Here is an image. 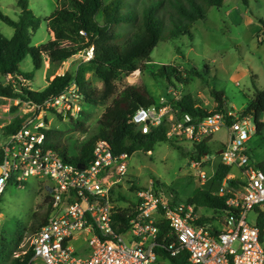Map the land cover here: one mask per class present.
Masks as SVG:
<instances>
[{
	"label": "built area",
	"instance_id": "obj_1",
	"mask_svg": "<svg viewBox=\"0 0 264 264\" xmlns=\"http://www.w3.org/2000/svg\"><path fill=\"white\" fill-rule=\"evenodd\" d=\"M86 55L90 60L92 49ZM170 93L171 99L162 97L150 108L135 110L132 123L143 134L166 125L169 139L193 144L228 129L230 140L218 156L219 165L232 171L215 192L226 198L225 210L208 218L195 204L180 202L153 184L135 190L136 204L120 206L123 197L114 194L127 175L128 154H115L101 140L89 164L75 165L47 147L43 122L25 120L0 144V197L10 183L22 187L31 178L46 179L51 182L44 185L49 188L50 213L30 238V248L16 254V259L24 261L21 257L32 251L28 264H156L162 260L160 251H166L173 258L187 254L189 264H264V230L259 226L264 219V172L252 163L246 148L256 133L253 119L229 109L196 117L175 105L183 99L175 88ZM81 98L73 84L37 107L67 118L78 110ZM200 179L206 182L209 176L201 172ZM231 181L239 185L232 186ZM123 211H128L130 220L120 232L115 217ZM251 212L256 215L254 224L248 222ZM203 217L210 221L203 222Z\"/></svg>",
	"mask_w": 264,
	"mask_h": 264
},
{
	"label": "rangeland",
	"instance_id": "obj_2",
	"mask_svg": "<svg viewBox=\"0 0 264 264\" xmlns=\"http://www.w3.org/2000/svg\"><path fill=\"white\" fill-rule=\"evenodd\" d=\"M105 1L108 3L110 0ZM28 2L33 13L42 18L49 17L60 3L59 0ZM18 3L19 0H0V8L5 15L18 20L21 13ZM261 20H264V0H253L249 5H244L240 0H227L221 8H211L206 20L194 24L192 38L182 36L161 42L152 52V63L146 70L135 72L117 83V94L128 86H135L144 90L158 104L162 97L171 99L170 90L175 88L182 96H191L203 109L213 111L216 103L211 91L215 90L224 93L226 107L231 112L242 114L257 89L264 90V42H261L264 40V33L262 34ZM116 31L123 37L131 32L129 27H119ZM0 32L9 39L14 35V29L1 20ZM52 38L43 23L33 34L32 45L46 44ZM87 57L79 54L72 62L58 65L46 58L43 68L36 70L29 55L19 69L23 74L33 76V80L27 81L19 77L12 82H20L35 92H41L56 76L64 75L67 71L75 73L85 65ZM163 66H172L187 74L194 70L198 75H190L189 82L181 84L175 75H160ZM87 79L93 88L103 87L102 82L92 74H88ZM10 82V78L0 75L1 85L7 86ZM114 100L115 97L105 105L97 106L87 105L80 100L73 116L64 118L31 103L20 104L18 100L0 98V144L5 141L4 128L16 118L26 117L25 120L43 122L46 130L58 133L56 141L72 154L86 140L87 134L96 129L103 113ZM136 107L134 105L131 108ZM262 121L264 122V116ZM229 140V131L223 128L207 138L209 154L198 156V149L192 142L176 139L159 143L148 153L136 152L128 160L127 175L116 187L115 197H123L118 200V204L124 207L138 202L137 192L132 190L134 186L138 190L149 188L153 184L156 190L174 195L180 202H186L203 190L215 193L218 184L213 181V177L220 163L217 152ZM246 148L252 163L258 166L264 164V130L255 133ZM195 163L199 166L194 167ZM201 172L209 176L206 182L200 179ZM44 185L50 186L51 182L31 178L22 187L10 183L0 197V241L5 240L14 255L30 248V238L35 233L31 230L34 215L39 213L41 217L47 212L50 193L49 188ZM200 213L208 215V218L219 216L205 209ZM255 218V212L249 213L248 222L254 224ZM216 226L222 228L220 223ZM73 246L78 247L76 242ZM156 264L169 263L161 260Z\"/></svg>",
	"mask_w": 264,
	"mask_h": 264
},
{
	"label": "trees",
	"instance_id": "obj_3",
	"mask_svg": "<svg viewBox=\"0 0 264 264\" xmlns=\"http://www.w3.org/2000/svg\"><path fill=\"white\" fill-rule=\"evenodd\" d=\"M55 11L46 18L37 17L29 7L28 0H19L21 13L18 20L5 15L0 8V20L14 29L12 38L5 37L0 32V75L8 77L11 82L7 86L0 84V98L18 100L21 103H31L43 106L48 99L61 96L67 87L76 84L81 100L87 105H105L115 97L114 102L103 113L95 130L87 134L84 142L77 146L74 153L62 148L57 142L58 133L44 130L47 147L54 149L66 161L79 165H87L93 160V152L99 141H105L117 155L128 154L130 157L138 151L145 153L154 150L159 143H167L168 127L166 125L143 134L141 129L132 123V114L140 107L150 108L157 103L148 94L135 86H128L117 94V83L132 76L135 72L144 71L152 63L151 54L163 41L175 40L182 36L192 38L191 30L194 24L204 21L211 8H221L227 0H59ZM249 5L253 0H240ZM99 17L101 20H99ZM45 23L53 38L46 44L32 45V36ZM264 33V20H261ZM119 27H129L131 32L126 37L116 31ZM264 35V34H263ZM262 43L264 40L261 41ZM92 49L93 56L75 73L67 71L59 75L41 92H35L30 87L13 83L19 77L27 81L33 76L23 74L19 66L31 56L36 70L43 68L45 59L52 64H63L84 52ZM92 74L99 79L103 87L93 88L87 75ZM175 75L176 80L188 83L190 75H198L196 71L188 74L172 66H163L160 75ZM170 81V80H169ZM257 89V88H256ZM211 96L217 104L213 111L197 107L191 96H183L176 106L196 117L204 118L212 114L226 112L223 92L211 91ZM136 108H131L133 106ZM243 117H250L256 125V133L264 130V90L257 89L254 98L242 112ZM16 118L5 129L6 134L19 130L25 121ZM48 123V122H47ZM55 137V138H54ZM198 156L209 154L207 140L194 144ZM199 159V158H198ZM1 164V159H0ZM264 172V164L259 165ZM232 169L219 165L213 181L218 185L226 179ZM232 186H238V181H231ZM132 190H137L132 187ZM50 201V196H48ZM195 204L197 208L214 210L220 214L225 210L226 198H220L211 191H200L186 201ZM50 210L41 217L36 213L31 227L32 232L42 227L48 220ZM41 215V214H40ZM128 211L120 212L115 220L120 225L118 231L124 232L128 227ZM203 222L210 220L203 217ZM168 225H164L167 230ZM264 230V219L259 224ZM23 252V251H22ZM161 259L169 264H189L188 255L182 254L173 258L166 251H160ZM12 248H8L5 240L0 241V264H28L33 257L29 251L24 261L14 257Z\"/></svg>",
	"mask_w": 264,
	"mask_h": 264
},
{
	"label": "water",
	"instance_id": "obj_4",
	"mask_svg": "<svg viewBox=\"0 0 264 264\" xmlns=\"http://www.w3.org/2000/svg\"><path fill=\"white\" fill-rule=\"evenodd\" d=\"M86 54H87V53L84 52V53H83V56H86ZM72 61H73V59H71L69 62H72ZM227 109H228V108H226V111H227ZM221 153H222V150H221L220 152H218L217 155H220Z\"/></svg>",
	"mask_w": 264,
	"mask_h": 264
},
{
	"label": "crops",
	"instance_id": "obj_5",
	"mask_svg": "<svg viewBox=\"0 0 264 264\" xmlns=\"http://www.w3.org/2000/svg\"><path fill=\"white\" fill-rule=\"evenodd\" d=\"M194 100V99H193ZM194 102L196 103V105H197V107H200V108H202L195 100H194ZM159 103V102H158ZM216 106H217V104H216ZM218 152H220V151H218ZM217 152V153H218ZM202 210H204V209H202Z\"/></svg>",
	"mask_w": 264,
	"mask_h": 264
}]
</instances>
